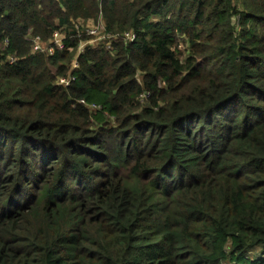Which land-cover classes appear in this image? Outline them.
<instances>
[{
  "label": "trees",
  "instance_id": "trees-1",
  "mask_svg": "<svg viewBox=\"0 0 264 264\" xmlns=\"http://www.w3.org/2000/svg\"><path fill=\"white\" fill-rule=\"evenodd\" d=\"M0 264H264V0H0Z\"/></svg>",
  "mask_w": 264,
  "mask_h": 264
},
{
  "label": "built area",
  "instance_id": "built-area-1",
  "mask_svg": "<svg viewBox=\"0 0 264 264\" xmlns=\"http://www.w3.org/2000/svg\"><path fill=\"white\" fill-rule=\"evenodd\" d=\"M101 29H105L103 24H99V25L92 26V27L88 28V33L90 35H92L93 38H91L90 40L81 42V45L79 46L78 53L82 52L83 48L85 46H87V44H89V43H100L101 42V40H100L101 36H98V33H97ZM63 33H64V31H56L53 35V38L49 41V43L46 42V44H44L42 42L40 36H36L33 39L34 50L35 51H42L46 54L53 55L55 49H57V48L64 49L66 42L63 40ZM122 37L125 41H134L136 39V34L133 31H128V32L123 33ZM98 40H100V41H98ZM13 59L14 58L12 57L10 60H13ZM62 79H63V81H67L70 79V77L69 78H62ZM81 103L86 104L84 100H82ZM92 107H96V106L93 105Z\"/></svg>",
  "mask_w": 264,
  "mask_h": 264
},
{
  "label": "rangeland",
  "instance_id": "rangeland-1",
  "mask_svg": "<svg viewBox=\"0 0 264 264\" xmlns=\"http://www.w3.org/2000/svg\"><path fill=\"white\" fill-rule=\"evenodd\" d=\"M100 20V18L97 20V22ZM105 28V27H104ZM98 33V36H101V38H100V40H101V42L100 43H89V44H87V45H91V46H96V45H99V44H101V43H103V41L106 43V44H108L109 42V37H108V35H109V33L107 32V31H105V29H101L100 31H98L97 32ZM100 40H98V41H100ZM33 44H34V42H33ZM6 45H8V42H6ZM33 48V47H32ZM33 50H34V48H33ZM35 51V50H34ZM37 52H39V51H37ZM40 52H42V51H40ZM47 55H49V54H47ZM12 58V57H11ZM10 58V59H11ZM78 67V63H77V55L74 57V59H73V63H72V69H75V68H77ZM59 81H60V83H63V84H65L66 86H68L69 84H70V79L69 80H67V81H63V79L62 78H60L59 79ZM260 251H263L262 249L260 250V249H257L255 252H254V254H256V255H258V254H260Z\"/></svg>",
  "mask_w": 264,
  "mask_h": 264
}]
</instances>
